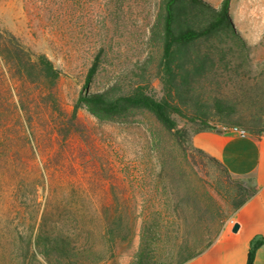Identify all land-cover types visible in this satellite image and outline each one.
Listing matches in <instances>:
<instances>
[{"label":"rangeland","instance_id":"374dc122","mask_svg":"<svg viewBox=\"0 0 264 264\" xmlns=\"http://www.w3.org/2000/svg\"><path fill=\"white\" fill-rule=\"evenodd\" d=\"M203 1L219 9L224 0ZM159 8L160 0H0V28L45 54L60 71L55 106L30 85L33 120L28 124L23 116L22 126L11 124L12 140L0 143V264H48L34 246L46 208L52 212L47 219H66L86 231L92 247L86 264H134L143 241L149 263L174 260L177 245L197 234L188 197L211 198L224 216L222 229L251 191L249 179L228 177L195 152L184 157L147 113L98 118L81 106L68 124L81 93L127 83L135 64L150 58L153 69ZM227 15L234 33L226 40L234 49L229 57L241 71L257 75L264 69V0H230ZM96 58L98 69L85 87ZM151 89L161 98L157 78ZM173 118L188 134L197 128ZM178 201L183 219L172 211ZM108 205H117L134 225L130 239L116 238L114 258L102 237Z\"/></svg>","mask_w":264,"mask_h":264},{"label":"trees","instance_id":"16d2710c","mask_svg":"<svg viewBox=\"0 0 264 264\" xmlns=\"http://www.w3.org/2000/svg\"><path fill=\"white\" fill-rule=\"evenodd\" d=\"M229 1L224 0L221 7L215 9L203 0H160L159 15L152 31L159 46L153 69H149L150 58L135 64L127 83L118 80L101 92L81 93L68 124L73 125L81 106L98 118L122 116L132 111L147 113L171 137L173 146L184 157L188 151L195 152L217 164L231 177L219 161L190 142L193 133L220 126H240L253 136L264 135V69L257 75L243 72L229 57L234 51L226 43L234 36L227 15ZM98 66L99 59L96 58L87 73L85 87ZM59 78L60 71L45 54L32 51L13 33L0 28V143L12 140L11 124L22 126L23 116L28 124L33 120L30 103L36 97L29 93V86L35 85L39 94L44 95L43 102L55 106L53 94ZM152 78L162 84L159 99L152 93ZM244 100L249 103L248 109L241 106ZM4 110H8L7 115ZM174 115L197 128L188 134L185 128L177 125ZM249 181L252 189L239 200L235 210L256 192L252 180ZM240 188L245 190V186ZM187 204L192 209L197 229L195 239L187 238L179 243L174 260L154 263H149L143 241L134 264H183L214 242L224 219L220 207L208 197L204 200L188 197ZM182 206V201H178L172 209L176 214L178 212L180 219L184 218L180 213ZM65 213L72 214V211L63 209L62 214ZM122 213L117 205H108L102 211V237L109 258L115 256L116 238L125 241L133 234V221L123 217ZM50 214L52 212L46 208L42 228L35 238L36 251L48 264H86V254L92 248L84 236L86 231L72 227L66 219H47ZM262 245L264 239L261 237L251 241L246 264L254 263L256 250ZM97 260L100 262L104 257Z\"/></svg>","mask_w":264,"mask_h":264},{"label":"crops","instance_id":"0c3cea01","mask_svg":"<svg viewBox=\"0 0 264 264\" xmlns=\"http://www.w3.org/2000/svg\"><path fill=\"white\" fill-rule=\"evenodd\" d=\"M190 142L219 161L233 177L251 179L256 192L231 213L233 225L222 228L204 252L183 264H246L251 241L264 239V135L240 137L209 129L193 133ZM253 264H264V245L257 248Z\"/></svg>","mask_w":264,"mask_h":264},{"label":"built area","instance_id":"2783aa9c","mask_svg":"<svg viewBox=\"0 0 264 264\" xmlns=\"http://www.w3.org/2000/svg\"><path fill=\"white\" fill-rule=\"evenodd\" d=\"M218 129H221L223 132H226V133L236 134L240 137H247L250 135L246 129L239 127V126H220ZM233 224H234V221L231 218H229L226 221H224L222 228L228 225H233Z\"/></svg>","mask_w":264,"mask_h":264},{"label":"water","instance_id":"95a60500","mask_svg":"<svg viewBox=\"0 0 264 264\" xmlns=\"http://www.w3.org/2000/svg\"><path fill=\"white\" fill-rule=\"evenodd\" d=\"M217 131H219V132H223L221 129H217ZM238 227H239V225L238 224H236L235 226H234V228H233V231H237L238 230Z\"/></svg>","mask_w":264,"mask_h":264}]
</instances>
